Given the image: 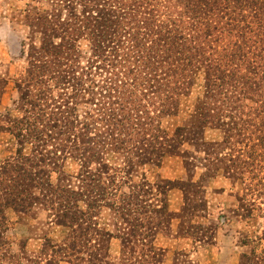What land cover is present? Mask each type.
<instances>
[{
    "label": "trees",
    "instance_id": "1",
    "mask_svg": "<svg viewBox=\"0 0 264 264\" xmlns=\"http://www.w3.org/2000/svg\"><path fill=\"white\" fill-rule=\"evenodd\" d=\"M61 2H74L82 9L79 16L89 25L92 56L101 59L86 67L89 73L91 69L105 73L103 92L93 93L95 101L105 97L114 101L102 100L99 107L93 104L97 108L84 113L83 121L78 120L79 116L72 118L73 103H58L55 116L46 113L43 104L39 109L42 118L38 120L39 114L33 113L36 105L31 101L28 103L32 108L27 112L32 113L31 117L9 120L10 125L0 128V132L13 134L19 145L15 156L0 167V218L4 219L3 211L8 208L24 214L35 206L45 207L57 225L69 229L61 245L54 247V253L62 254L60 260L69 263L75 254H80L79 259L84 261V250L89 263L93 257L99 264H108L109 243L115 238L120 241L122 264H161L164 250L154 244L155 237L169 229L171 220L179 216L168 209L169 180L161 181L166 184L162 187H151L145 181H119L117 173L126 174L127 169L113 171L103 157L104 152L121 154L124 165L132 169L133 165L158 166L166 154L178 155L177 148L184 142H202L205 128L223 130L224 144L250 142L252 134L247 133L248 127H255L260 113L247 115L245 109L251 108L241 101L264 106V0ZM101 62L102 68L98 66ZM33 68L31 63L28 79ZM200 74L204 79L202 98L185 125L168 134L161 129V118L176 115L180 98L191 92ZM28 85L31 86L29 81ZM252 86L258 89L254 91ZM263 110L260 127H264ZM95 111L98 115L93 116ZM89 126L103 132L101 141L92 142L94 146L99 144L97 152L94 147H85L90 145L86 140ZM48 142L53 143L52 151H38L36 145L46 147ZM26 144L32 146L29 154L23 152ZM67 157L80 162L75 177L79 184L84 188L87 182V186L100 183L104 187L100 186L99 193L90 196L92 192L83 188L71 190V184L62 178V167L58 170V163ZM45 166L58 174L55 184ZM224 172L228 173L225 169ZM122 184H128V193L121 197L117 193ZM179 189L184 200H189L187 189ZM154 191L161 199L157 200ZM138 192L149 197L139 198ZM133 199L136 204L131 203ZM140 202L146 204L143 213L150 215L144 220L135 216ZM103 207L110 209L119 221L115 220L113 225H119L117 233L99 229L93 221ZM201 207L200 212H204L205 205ZM138 246L139 255L134 258ZM92 247L95 253L85 250Z\"/></svg>",
    "mask_w": 264,
    "mask_h": 264
},
{
    "label": "rangeland",
    "instance_id": "2",
    "mask_svg": "<svg viewBox=\"0 0 264 264\" xmlns=\"http://www.w3.org/2000/svg\"><path fill=\"white\" fill-rule=\"evenodd\" d=\"M61 1L0 0V128L10 125H7L9 120L21 121L23 116L31 117L32 113L27 114L32 108L28 103L31 101L36 105L33 113L35 116L39 114L38 120L42 118L43 112L39 109H42L43 104L46 107L44 111L55 116V107L60 106L58 103H73L75 108L72 110V118L79 116L80 121L84 120L83 117L86 118L84 113L99 107L102 100L105 103L114 101L113 98L102 99L98 96L96 98L102 100L98 103L95 101L93 93L96 94L104 88L105 73L98 69H91L89 73L86 67L89 66L88 63L95 64V61L101 59L92 56L89 25L79 16L82 9L78 5L75 6L74 2L67 5ZM44 48L45 50H42ZM31 63L34 68L28 79L27 71L30 70ZM98 66L102 68L103 62ZM203 85L204 79L200 74L191 92L180 98L176 115L161 118L162 130L172 134L176 127L185 125L196 102L202 98ZM252 88L256 91L258 86ZM254 99L256 100V97ZM241 102L246 108H251L245 109L247 115L252 117L255 113H260L257 121L255 119V127H248L247 133L252 134L250 142L237 144L231 141L230 144H224L223 130L205 128L202 142H184L177 148L178 155L166 154L158 166L133 165L132 169L124 165V157L121 154L104 152L103 157L113 171L119 168L127 169L126 174L117 173L118 177H121L119 181L133 184L145 181L151 187L158 184L162 187L161 184H166L160 182L169 180L170 190L181 193L180 210H169L179 215L173 218L171 223L176 222V236L191 240L194 251L192 254L183 250L170 252L168 259L172 264H232L230 258L225 259L231 251L237 257L233 264H264V127L259 126L262 125L260 119L264 106L250 101ZM94 114L98 115L96 111L93 113V116H96ZM72 125L79 126L74 123ZM89 127L86 140L90 141V145L85 147H94V152H97L100 146H94L93 143L102 140L103 132L93 130L94 126ZM99 128L101 131V127ZM51 144L53 143L48 142L46 147H36L38 151L43 148L52 151ZM18 148V141L13 134L8 131L0 132V167L7 159L15 156ZM31 149V144H26L23 152L29 154ZM229 158H232L230 162L227 161ZM79 164L78 160L69 157L58 163V170L62 167L64 172L62 178H66L65 183H70L71 190L74 191L78 190L77 187L84 186L75 178L80 171ZM50 168L45 166L44 169H48L50 180L55 184L58 174L51 172ZM91 168L93 170L95 165L91 164ZM224 169L228 173H225ZM93 173L96 172L93 170ZM210 175L212 177L208 178ZM128 184L121 185L118 196L122 197L128 193ZM87 185L83 189L85 192H92L90 196L99 193L100 186L104 187L97 182ZM180 186L187 189L189 200H184ZM170 190L166 189V198ZM156 194L154 191L157 200L161 199L162 196ZM137 195H140L139 198L142 196V199L149 197H144L140 192ZM133 202L134 199L131 203ZM136 203L135 200L134 204ZM79 205L84 208L83 203ZM202 205H205L204 212H200ZM136 208L137 218L144 220L150 216L143 213L147 210L145 203H138ZM95 209L94 212L97 211V208ZM98 211L96 219L93 220L97 227L117 233L119 225L113 226L116 217L112 211L106 207ZM3 212L4 219L0 218V264H99L93 257L89 263L84 250V261L79 259L80 254H75L71 263L60 260L62 254L54 253L57 250L54 247L61 245L69 229L57 225L53 214L45 207L35 206L24 214H18L11 208L4 209ZM117 222L119 221L116 220ZM171 223L169 229L160 234H169L172 230ZM117 241L118 254L113 250L116 243L111 244L108 250V264H122L119 259L120 241ZM217 242L225 254L223 258H215L217 253L212 246ZM202 248H206L207 252ZM87 249L85 250L95 253L93 247ZM135 251L134 258L139 255V246ZM165 259L166 250L161 264H164Z\"/></svg>",
    "mask_w": 264,
    "mask_h": 264
},
{
    "label": "crops",
    "instance_id": "3",
    "mask_svg": "<svg viewBox=\"0 0 264 264\" xmlns=\"http://www.w3.org/2000/svg\"><path fill=\"white\" fill-rule=\"evenodd\" d=\"M181 193L179 191H175V190H170L168 193V197H167V201H168V208L171 211L174 212H178L181 208ZM176 222L172 221L171 223V228L172 230L170 231L169 234H157V236L155 237L154 243H156L155 245L159 248H162L164 250H166V259L164 261V264H172V261H170L169 258V253L173 252L174 250H183V251H187L190 252V254H192L191 252L194 251V245H191V240L187 239L185 237H180V236H176V230H175V225ZM116 243V247L113 248L114 253L118 254L119 251V245H118V241L117 239L113 238L110 240L109 243V247H111V244ZM215 248L216 250V255L215 258H223L222 256L225 255L223 254V249L218 245V242L212 246V248ZM188 249V250H187ZM202 250L206 251V248H202ZM211 251V249H210ZM207 252V251H206ZM113 253V254H114ZM204 254V253H202ZM226 258H230L232 260V264L233 262L235 263L237 260L236 255H233V251H231L229 253V255L225 256ZM213 259V256L211 258V260Z\"/></svg>",
    "mask_w": 264,
    "mask_h": 264
}]
</instances>
